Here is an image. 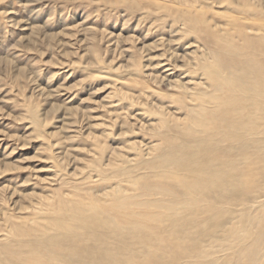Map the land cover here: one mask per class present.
<instances>
[{"label": "rangeland", "instance_id": "obj_1", "mask_svg": "<svg viewBox=\"0 0 264 264\" xmlns=\"http://www.w3.org/2000/svg\"><path fill=\"white\" fill-rule=\"evenodd\" d=\"M240 2L0 0V232L9 226L6 218L27 215L34 221L44 216L42 209L49 212L56 205V193L63 199L92 195L98 200L94 192H108L119 184V177L105 165L115 152L121 159L133 160L141 153L152 156L160 147L167 116L170 119L175 110L177 119L185 118L176 101L189 97L169 83L182 74L192 82L213 66L200 37L213 26L219 35L243 27L249 33L254 24L264 23V0L244 3L249 14L229 6ZM232 37L233 43H243L238 32ZM183 47L190 53L178 59ZM192 58L202 66L195 67ZM157 73L163 76L159 80L152 78ZM150 149L154 151L149 156ZM244 167L256 189L257 169L253 162ZM240 176L239 185L246 190L248 176ZM16 201L27 210L16 207ZM98 202L107 203L109 198ZM260 214L264 216V209ZM257 219L256 234L263 239L254 264H264V217ZM236 222L230 218L227 228L235 235L221 242V251L214 254L217 263L243 262L227 248L228 240L242 232Z\"/></svg>", "mask_w": 264, "mask_h": 264}, {"label": "bare ground", "instance_id": "obj_2", "mask_svg": "<svg viewBox=\"0 0 264 264\" xmlns=\"http://www.w3.org/2000/svg\"><path fill=\"white\" fill-rule=\"evenodd\" d=\"M240 1L229 6L249 14L244 11L248 0ZM190 26L198 30L196 24ZM212 28L200 37L212 68L192 82L183 71L177 80H169L189 100L175 99L185 118L177 119L175 110L167 116L154 154L150 156L153 148L147 152L150 157L141 153L133 160L121 159L115 152L106 159L119 184L108 192H94L98 200L92 195L63 199L56 193V205L49 212L42 209L40 218L36 213L34 221L27 215L5 217L9 229L0 232V264H235L227 259L217 263L214 256L221 242L235 235L227 228L230 218L242 232L228 240V250L242 264H254L263 239L256 234L257 217H264L258 216L264 203L257 205L264 196V23L254 24L252 33L244 27L237 30L242 44L232 41L237 32L217 35ZM184 48L178 59L188 56ZM251 162L255 168L260 163L256 189L244 167ZM240 175L248 176L246 190L239 185ZM106 197L109 202L98 205ZM15 203L23 212L28 208Z\"/></svg>", "mask_w": 264, "mask_h": 264}]
</instances>
